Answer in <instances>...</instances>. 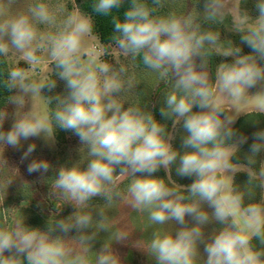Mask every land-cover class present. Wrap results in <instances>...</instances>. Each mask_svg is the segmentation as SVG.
<instances>
[{
	"label": "clouds",
	"instance_id": "obj_1",
	"mask_svg": "<svg viewBox=\"0 0 264 264\" xmlns=\"http://www.w3.org/2000/svg\"><path fill=\"white\" fill-rule=\"evenodd\" d=\"M165 2L130 0L123 18L112 16L111 44L128 61L113 64L85 62L94 23L77 7L69 11L64 4L32 0L21 9L18 0H0V58L17 53L30 68L47 52L55 66L43 80L17 66L0 79V87L11 93L7 103L16 106L8 130L3 129L8 113L0 109V176L8 175L6 146L19 149L22 141L41 135L51 140L57 129L71 131L82 145L81 160L60 166L50 183L76 211L49 220L46 231L26 226L24 218L0 226V264H123L112 244L129 233L114 227L108 214L122 203L146 214L152 231L139 248L155 264H264V200L256 198L257 190L264 192V161L258 163L264 130L253 133L245 162H239L248 137L233 128L241 114L264 116V0H257L255 18L242 8L233 14V31L251 50L247 54L231 42L221 50L220 34L202 27V19L218 22L231 11L228 0H204L198 11L161 13ZM123 3L95 0L92 8L108 16ZM213 53L232 59L219 63L211 76ZM138 64L168 85L159 114L171 121V129L130 99L139 84L130 67ZM57 78L65 82L66 94L42 96L45 87H56ZM36 98L47 103V112L35 109ZM28 99L31 109L23 111ZM177 125L180 149L172 143ZM35 148L29 144L21 160ZM51 167L46 159H32L27 171L43 176ZM161 168L167 179L154 175ZM173 168L192 182L177 184ZM238 173L247 174L243 185L235 181ZM95 198L103 203L93 206ZM213 223L219 227L206 235ZM73 230L77 235L68 238ZM100 232L109 236L94 252Z\"/></svg>",
	"mask_w": 264,
	"mask_h": 264
},
{
	"label": "rangeland",
	"instance_id": "obj_2",
	"mask_svg": "<svg viewBox=\"0 0 264 264\" xmlns=\"http://www.w3.org/2000/svg\"><path fill=\"white\" fill-rule=\"evenodd\" d=\"M84 0H45L51 4H64L69 11L74 10L76 7L79 9V2ZM32 0H18L16 7L23 9ZM204 0H166L164 8L160 9L161 13L168 11H176L183 13L190 10L198 11L203 7ZM231 11L225 17L214 23L201 20L202 27L218 32L220 34V49L226 48L230 42L235 46L242 48V54H247L250 51L245 49L243 44H237L239 34L233 31L232 19L233 14L237 9H244L255 18L258 12L255 8L257 0H228ZM80 10V9H79ZM41 62L29 68L24 63L20 54L12 53L7 56L9 66L24 67L31 78L36 80H43L52 77L51 68H55L52 64L51 58L47 52L39 53ZM85 62H108V63H127V58L120 54L114 46L111 48L110 53H106L99 38L95 34H91L86 38L85 47L83 52ZM213 61H209L208 71L211 76H214L216 66L221 62H231V57H222L219 53H213ZM52 64V65H51ZM130 71L135 74L139 84L133 90L137 96H131L133 101H140L148 110L152 111L157 119L162 123H166L171 129V121L163 120L159 114V108L163 104L162 96L167 90L168 85L160 82L156 77L151 74L142 65L131 66ZM251 93L258 91L257 88L249 90ZM66 94L65 82L56 79V87L52 89V95ZM42 96H46L45 88L42 90ZM56 101L54 100L55 107ZM31 100L28 99L23 111L31 109ZM35 109L41 114L48 111L47 103L41 98H36L34 101ZM50 107V106H49ZM127 107V104L125 105ZM8 115L4 122L3 129L8 130L11 128L15 120L16 106L9 104L5 109ZM246 114L238 116L237 120ZM235 122V123H236ZM234 123V124H235ZM180 126L177 125L174 131L175 139L172 141L173 146L178 134ZM248 140L251 138L249 135ZM29 144H35V151L27 160H21L23 152L27 149ZM245 145L242 144L240 148ZM82 147L79 138L71 131H64L57 129L54 138L49 140L43 135L40 137H33L27 141H22V146L19 149H14L11 146H6L4 150V158L7 161L8 175L7 177L0 176V226L11 227L17 219L24 218V223L28 227L39 228L46 231L48 228V221L55 218H67L69 215L76 211L74 205L70 203L64 204V201L52 191L51 179L55 177L57 170L60 166H72L81 160L80 148ZM32 159H46L52 167L48 173L43 176L39 173L29 174L27 166ZM261 161H264V153L261 155ZM86 166V164L84 165ZM17 170V173L16 171ZM154 175L167 179V173L161 168ZM172 180L175 181L171 172ZM188 178L185 184L176 183L182 186L189 185L193 178ZM7 179H12L11 183L7 186ZM123 187V186H122ZM264 196V192H263ZM264 200V197H263ZM100 198H95L92 205L102 204ZM7 209V211H5ZM110 217H113L114 227L126 230L129 236L126 240L121 242H113L112 249L119 254L123 264H155L146 252L139 247L143 246L148 237L151 235L152 226L147 220L146 214L134 212L125 204H121L117 209L111 210ZM94 219H99L95 210L93 211ZM192 221L189 218V226ZM219 227L218 224L213 223L205 228L206 235L210 234L214 228ZM60 233H54L59 235ZM77 232L73 230L68 234V238L74 237ZM109 233L100 232L92 244V250L98 252L105 240L108 239ZM201 255L203 256V246H201ZM9 254V253H6Z\"/></svg>",
	"mask_w": 264,
	"mask_h": 264
},
{
	"label": "trees",
	"instance_id": "obj_3",
	"mask_svg": "<svg viewBox=\"0 0 264 264\" xmlns=\"http://www.w3.org/2000/svg\"><path fill=\"white\" fill-rule=\"evenodd\" d=\"M150 2V0H149ZM95 3V0H84L79 2V9L81 12L88 14L92 17L94 28L93 33L95 34L102 44L104 50L106 53L111 52L112 44H111V36L113 34L114 25L112 23V16L117 15L123 18L124 13L126 10L130 7V0H124V3L122 6L118 9H113L112 14L108 16H103L100 14H97L93 11V4ZM237 44L241 45L240 38H237L236 40ZM245 46L244 48L247 49L248 46L243 44ZM248 51H251L249 48ZM211 56L210 60L213 61L214 59ZM10 69L9 62L7 57L0 58V79H3L7 73V71ZM46 96L51 97L52 91H49L47 87H45ZM6 89L3 87H0V109H5L9 103H7V97L10 95ZM54 106V100L52 101V104L50 105L51 108ZM194 110H199L198 108H194ZM233 128L237 132V136H245L249 135L251 138L248 140L245 145H243L240 148V152L238 153L237 159L239 162H245L244 158L247 155L249 151V145L253 142V133L259 130H264V116H257V115H244L240 117L237 122L233 125ZM181 135H182V129L179 128L175 145L174 147L177 149L181 148ZM261 155L258 157V163L261 162ZM173 177L177 183L185 184L187 179L186 177H179L175 173V169L172 170ZM247 174L246 173H238L235 176V181L237 184L243 185L247 181ZM263 192L260 190H257L256 198L258 200H263Z\"/></svg>",
	"mask_w": 264,
	"mask_h": 264
}]
</instances>
